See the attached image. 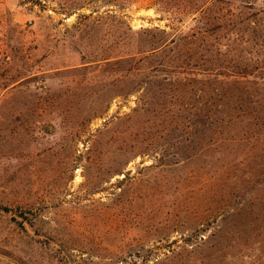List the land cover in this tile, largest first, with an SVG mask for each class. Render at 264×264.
I'll use <instances>...</instances> for the list:
<instances>
[{"label":"rangeland","instance_id":"rangeland-1","mask_svg":"<svg viewBox=\"0 0 264 264\" xmlns=\"http://www.w3.org/2000/svg\"><path fill=\"white\" fill-rule=\"evenodd\" d=\"M0 264H264V0H0Z\"/></svg>","mask_w":264,"mask_h":264},{"label":"trees","instance_id":"trees-1","mask_svg":"<svg viewBox=\"0 0 264 264\" xmlns=\"http://www.w3.org/2000/svg\"><path fill=\"white\" fill-rule=\"evenodd\" d=\"M1 210H3V211H6V212H9V211H11L10 210V208L9 207H7V206H5V207H3V208H0Z\"/></svg>","mask_w":264,"mask_h":264}]
</instances>
